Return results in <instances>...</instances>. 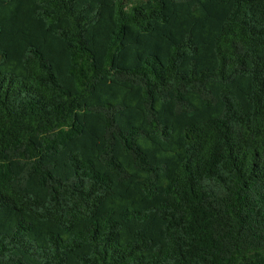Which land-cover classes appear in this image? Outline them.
<instances>
[{
  "label": "trees",
  "instance_id": "1",
  "mask_svg": "<svg viewBox=\"0 0 264 264\" xmlns=\"http://www.w3.org/2000/svg\"><path fill=\"white\" fill-rule=\"evenodd\" d=\"M0 264H264V0H0Z\"/></svg>",
  "mask_w": 264,
  "mask_h": 264
}]
</instances>
